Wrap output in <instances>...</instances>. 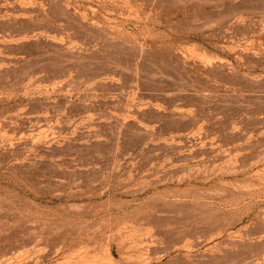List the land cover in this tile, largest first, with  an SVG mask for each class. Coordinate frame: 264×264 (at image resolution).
I'll list each match as a JSON object with an SVG mask.
<instances>
[{"label":"rangeland","instance_id":"rangeland-1","mask_svg":"<svg viewBox=\"0 0 264 264\" xmlns=\"http://www.w3.org/2000/svg\"><path fill=\"white\" fill-rule=\"evenodd\" d=\"M0 264H264V0H0Z\"/></svg>","mask_w":264,"mask_h":264}]
</instances>
